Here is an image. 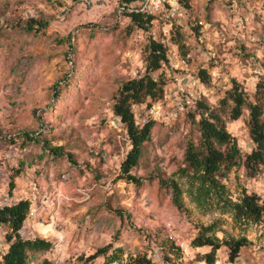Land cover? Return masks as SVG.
<instances>
[{
	"label": "rangeland",
	"instance_id": "1",
	"mask_svg": "<svg viewBox=\"0 0 264 264\" xmlns=\"http://www.w3.org/2000/svg\"><path fill=\"white\" fill-rule=\"evenodd\" d=\"M118 5L119 0H0V206L28 200L32 192L56 198L54 206L37 196L32 201L28 235L50 241L52 248L30 253L27 264H103V256L92 263L86 258L108 244L123 251L122 259L140 255L151 264H167L164 247L178 241L185 247L177 258L169 257L170 264H206L199 260L209 249L193 248L191 242L199 224L219 214L198 210L187 195V211L178 210L171 189L159 183L160 178L178 179L188 141L199 140V117L189 112L169 125L154 123L131 171L141 184L121 178L130 143L112 106L121 85L144 73L142 52L149 34L135 29ZM187 5L188 28L180 32L194 35L189 64L210 76L209 83L195 87L196 95L221 114L244 156L253 147L248 112L230 120L219 102L232 79L252 97L264 76V0H187ZM29 19L49 24L29 33L23 28ZM153 24L150 32L156 36L169 29L165 19ZM182 76L180 86L188 88L190 79ZM165 81V99L177 100L178 85L170 77ZM54 147L73 161L54 156L49 151ZM225 183L233 197L245 188L264 199V171L249 176L239 166ZM222 217L223 229L245 234L252 245L234 263L220 249L214 264H264V226L240 233ZM168 223L175 241L166 237ZM5 233L0 226V253L8 247Z\"/></svg>",
	"mask_w": 264,
	"mask_h": 264
},
{
	"label": "trees",
	"instance_id": "2",
	"mask_svg": "<svg viewBox=\"0 0 264 264\" xmlns=\"http://www.w3.org/2000/svg\"><path fill=\"white\" fill-rule=\"evenodd\" d=\"M141 0H119L118 7H123L122 14L129 18L131 25L142 33H149L153 17L143 13L130 11L131 5ZM185 10H190L187 0H181ZM49 22L42 19H29L23 26L29 33L38 34L46 29ZM172 41L178 45L182 55L189 48L184 44V36L175 29ZM144 73L139 78L125 81L118 90L112 106L113 114L120 121L130 148L121 162V178L135 185L141 181L131 174L138 166L142 154V146L149 141L154 123L143 127L138 126L132 106L149 107L165 99V77L172 79V73L166 61V48L157 40L146 37L143 47ZM159 72V74H157ZM198 77L202 84L210 82L207 71L200 70ZM155 103H151V102ZM157 101V102H156ZM219 107L230 120L239 119L244 111L248 112L247 129L252 142L250 153L242 155L235 138L228 132L226 123L221 114L199 100L192 116H198L197 122L200 133L197 143L189 140L185 149L183 165L178 168L175 176L178 179H159L160 185L170 188L173 204L180 211H187L183 195H187L195 207L205 213H217L208 224H199L198 232L191 242L193 248H208L209 251L199 260L206 264H214L217 251L225 249L228 253V262L234 263L241 251L252 245L245 234L230 235L222 225L225 222L223 215L230 218L232 227L240 233L252 226H264V199L254 193H248L242 188L236 197H233L225 181L233 168L243 166L247 175L255 176L264 171V76L260 77L255 85L253 96L245 91L242 84L235 79L231 80L230 88L220 100ZM187 114H190V113ZM28 137V135H27ZM30 140L34 141L32 137ZM56 157L66 155L73 161L71 154L64 153L60 147L49 148ZM180 180L184 182L181 183ZM10 183V190L13 189ZM30 209L28 200H19L10 206H0V226L6 228L5 241L8 245L5 252L0 253V264H27L32 252L49 251L52 243L46 239L32 236L21 238L19 231ZM218 234H222L221 237ZM165 261L170 264V256L177 258L180 249L174 244L164 247ZM123 251L108 244L97 249L86 258L92 263L96 258L103 256V264H151L145 256H127L122 259Z\"/></svg>",
	"mask_w": 264,
	"mask_h": 264
},
{
	"label": "built area",
	"instance_id": "3",
	"mask_svg": "<svg viewBox=\"0 0 264 264\" xmlns=\"http://www.w3.org/2000/svg\"><path fill=\"white\" fill-rule=\"evenodd\" d=\"M223 2H227L230 4H235L237 0H219ZM135 7H131L130 11L143 13L147 16L153 17V21L155 19H165L168 22L169 29L163 32V36H156L155 32L149 31V36L152 39L157 40L166 48V61L168 64V68L172 73L173 83L178 85L177 90L175 91V97L178 96L177 100H168L164 99L162 102L151 105L149 107H137L135 105L132 106V111L136 116V121L138 126L143 127L149 123H161L164 125H169L171 122L177 121L181 116L188 113L190 110H193L199 101V98L196 95L195 87L202 84L198 73L200 70H205L200 66H193L189 64L190 51H188L185 55H182L181 51L178 48V45L172 41V37L174 36L173 30L179 29L183 30L188 28L185 24V10L182 6L181 0H141L136 2ZM124 10L123 7L119 8V11L122 13ZM154 26L152 22L151 28ZM150 28V30H151ZM194 35L188 31L184 35V44L186 47H190L194 44ZM206 71V70H205ZM194 73L192 78H189L188 74ZM183 74H187L189 87L182 88L180 84L183 80ZM140 76H135V78H139ZM119 125H121L118 120ZM42 204L54 206L56 203V198L50 196L45 191L32 192L28 201L30 202V209L27 214V217L19 231V235L21 238H30L28 235V228L30 219H32L35 215L34 207L32 205V201L36 199ZM18 201H13V203L4 205L10 206ZM166 237L175 241L174 239V230L171 223H168L165 228ZM175 245L183 250L185 244L183 242H175ZM158 254L154 252L152 259H156Z\"/></svg>",
	"mask_w": 264,
	"mask_h": 264
},
{
	"label": "crops",
	"instance_id": "4",
	"mask_svg": "<svg viewBox=\"0 0 264 264\" xmlns=\"http://www.w3.org/2000/svg\"><path fill=\"white\" fill-rule=\"evenodd\" d=\"M204 249H206V248H204ZM244 249H245V248H244ZM208 251H209V250H207L206 252H208ZM206 252H205V253H206ZM241 252H242V251H241Z\"/></svg>",
	"mask_w": 264,
	"mask_h": 264
}]
</instances>
